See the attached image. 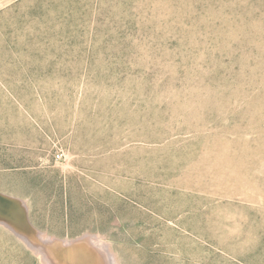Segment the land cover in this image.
Instances as JSON below:
<instances>
[{"label":"rangeland","instance_id":"1","mask_svg":"<svg viewBox=\"0 0 264 264\" xmlns=\"http://www.w3.org/2000/svg\"><path fill=\"white\" fill-rule=\"evenodd\" d=\"M0 192L106 264H264V0H0ZM0 264L49 263L2 220Z\"/></svg>","mask_w":264,"mask_h":264},{"label":"bare ground","instance_id":"2","mask_svg":"<svg viewBox=\"0 0 264 264\" xmlns=\"http://www.w3.org/2000/svg\"><path fill=\"white\" fill-rule=\"evenodd\" d=\"M3 221H5V223H7L15 232L21 235L24 240L28 241L31 247L41 253L43 258L49 264H78L82 263L81 258L83 256L90 257L91 260L92 258H98V261L101 264L107 263L103 253L104 246L100 244L96 238H89L88 242L79 247L76 245V241L48 239L47 236L38 232L34 228L35 233H32L31 231H20L18 230V227L14 226L12 223L7 222L6 220ZM109 259L111 264H113L112 259Z\"/></svg>","mask_w":264,"mask_h":264},{"label":"water","instance_id":"3","mask_svg":"<svg viewBox=\"0 0 264 264\" xmlns=\"http://www.w3.org/2000/svg\"><path fill=\"white\" fill-rule=\"evenodd\" d=\"M1 219L17 226L20 231H31L32 233H35L36 229L29 221L27 209L23 201L0 192V221H2ZM84 236L77 238V241L85 240Z\"/></svg>","mask_w":264,"mask_h":264},{"label":"built area","instance_id":"4","mask_svg":"<svg viewBox=\"0 0 264 264\" xmlns=\"http://www.w3.org/2000/svg\"><path fill=\"white\" fill-rule=\"evenodd\" d=\"M61 157H62V155H61V154H59V153H57V154H56V156H55V158H56V159H58V160H60V159H61Z\"/></svg>","mask_w":264,"mask_h":264}]
</instances>
